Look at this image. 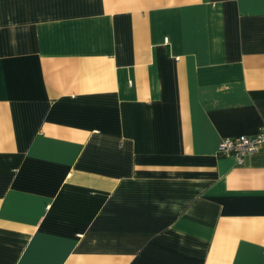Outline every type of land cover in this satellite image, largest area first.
Instances as JSON below:
<instances>
[{
    "label": "crops",
    "instance_id": "crops-1",
    "mask_svg": "<svg viewBox=\"0 0 264 264\" xmlns=\"http://www.w3.org/2000/svg\"><path fill=\"white\" fill-rule=\"evenodd\" d=\"M264 0H0V264H264Z\"/></svg>",
    "mask_w": 264,
    "mask_h": 264
},
{
    "label": "built area",
    "instance_id": "built-area-1",
    "mask_svg": "<svg viewBox=\"0 0 264 264\" xmlns=\"http://www.w3.org/2000/svg\"><path fill=\"white\" fill-rule=\"evenodd\" d=\"M261 144H264V131L254 137L239 136L233 139H224L218 146V151L231 156L240 164L244 157L256 151Z\"/></svg>",
    "mask_w": 264,
    "mask_h": 264
}]
</instances>
